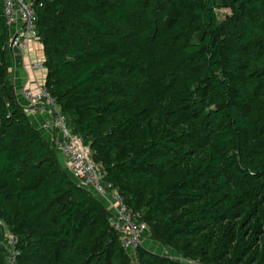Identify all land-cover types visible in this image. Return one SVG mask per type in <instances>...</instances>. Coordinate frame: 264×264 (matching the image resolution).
<instances>
[{"label": "trees", "instance_id": "1", "mask_svg": "<svg viewBox=\"0 0 264 264\" xmlns=\"http://www.w3.org/2000/svg\"><path fill=\"white\" fill-rule=\"evenodd\" d=\"M36 12L68 127L178 257L145 245L139 264H264V0H41ZM11 38L0 0V264L7 234L17 264H134L19 102Z\"/></svg>", "mask_w": 264, "mask_h": 264}, {"label": "built area", "instance_id": "2", "mask_svg": "<svg viewBox=\"0 0 264 264\" xmlns=\"http://www.w3.org/2000/svg\"><path fill=\"white\" fill-rule=\"evenodd\" d=\"M1 1L12 35L9 43L10 51L18 49L24 54L29 53L33 44L39 41L36 7L41 0ZM33 68L37 72L44 70V55L43 60L34 64ZM21 96L28 111H35L38 114L43 112L47 115L40 130L54 133L50 142L65 160L67 167L64 168L71 173L80 189L96 196L111 212V226L119 234L122 247L129 253L133 263L139 264L137 251L145 246L149 232L147 224L136 221L123 196L111 183H105L103 173L92 158L90 147L84 145L81 139L73 134L68 127L67 118L61 113L60 107L45 84L36 80L35 90L23 89ZM7 239L9 264H17V258L20 256V252L16 249L17 240L10 234H7Z\"/></svg>", "mask_w": 264, "mask_h": 264}, {"label": "crops", "instance_id": "3", "mask_svg": "<svg viewBox=\"0 0 264 264\" xmlns=\"http://www.w3.org/2000/svg\"><path fill=\"white\" fill-rule=\"evenodd\" d=\"M43 47L40 42H35L31 51L27 54H24L18 49H14L11 51L8 66L9 73L11 75L12 84L15 87L17 98L19 102L26 106L25 100L21 96V92L23 89H33L36 88V80L40 83H45L46 71H35L33 66L43 60ZM30 114L31 120L37 129L40 130L41 125L47 119V115L45 113H36L35 111H28ZM44 133L45 137L51 141L54 136V133L51 131L40 130ZM61 162L64 167H67V164L63 157H61ZM151 248H158L156 245H151Z\"/></svg>", "mask_w": 264, "mask_h": 264}, {"label": "rangeland", "instance_id": "4", "mask_svg": "<svg viewBox=\"0 0 264 264\" xmlns=\"http://www.w3.org/2000/svg\"><path fill=\"white\" fill-rule=\"evenodd\" d=\"M216 12H217L218 16L220 18H222L224 13H227L228 10L224 9V8H217ZM133 217L137 220V216H135L133 214ZM145 245L147 246V248L154 249V248H151V245H155V243H153L152 240L150 239V230H149V233H147V236H146V239H145ZM156 249H155L156 253H158L160 255L161 254L165 255V256H169L170 255V256H172L174 258H178L173 252H171L170 250H165L162 246H158V248H156Z\"/></svg>", "mask_w": 264, "mask_h": 264}]
</instances>
